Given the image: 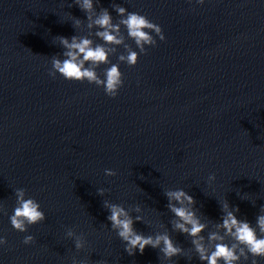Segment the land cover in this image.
Returning a JSON list of instances; mask_svg holds the SVG:
<instances>
[{
    "label": "water",
    "instance_id": "water-1",
    "mask_svg": "<svg viewBox=\"0 0 264 264\" xmlns=\"http://www.w3.org/2000/svg\"><path fill=\"white\" fill-rule=\"evenodd\" d=\"M113 2L160 25L165 39L145 46L135 66L118 61L124 48L116 46L96 68L103 78L119 64L124 83L109 97L86 80L49 75L51 56L63 51L57 36L90 31L72 0H0V264H71L73 255L88 264H206L191 238L171 229L168 189L194 197L205 238L225 201L252 226L264 214V0H100L115 22ZM95 31L90 38L102 43ZM16 188L46 217L26 232L9 220ZM103 200L139 205L135 229L167 230L184 251L164 260L146 246L129 256ZM67 228L84 233V249L75 250ZM25 235L34 241L22 243Z\"/></svg>",
    "mask_w": 264,
    "mask_h": 264
},
{
    "label": "clouds",
    "instance_id": "clouds-1",
    "mask_svg": "<svg viewBox=\"0 0 264 264\" xmlns=\"http://www.w3.org/2000/svg\"><path fill=\"white\" fill-rule=\"evenodd\" d=\"M202 4L204 0H195ZM75 4L86 16V27L89 29L87 35H72L70 38L57 36L63 51L51 56V68L49 75L55 77L61 75L66 80H76L103 87V91L109 97H115L123 86V73L118 63H111L110 67L104 69L103 78L97 73L96 68L101 64H109V55L117 52V47L122 45L124 53L118 55V61L125 62L129 66H135L140 54H146L145 46H156V37L161 41L165 39L162 28L157 23L149 20L145 15L135 11H128L119 3H112L111 8L116 12L118 19L114 22L113 16L108 8L100 6V0H72L69 8ZM73 28L81 27V19L75 18ZM121 26L126 29L127 37L134 41L136 48L125 42V35ZM95 28V37L102 43H95L90 37ZM155 34V36L153 35ZM126 53V54H125ZM63 57V58H61ZM106 176H115L116 170L104 169ZM215 179L214 174L208 177L209 182ZM98 195L106 191L103 188L96 190ZM16 204L9 216L13 229L19 232H26L27 226L39 223L46 219L45 213L41 210L39 202L31 196L26 198L24 188L14 190ZM167 198L166 208L173 214L170 220L171 229L191 238L190 242L201 262L206 264H236L243 257L248 259L249 254L253 257L251 264H257L255 257H264V214H258L255 219V226L246 219H239L236 213L238 206H230L225 201L220 205L221 217L214 225V229L208 232L207 238L201 235L207 227L201 222L196 214L194 197L183 188L168 189L164 191ZM102 206L107 209V221L110 228L115 231L118 238L124 244V251L134 255L137 251L143 254L146 246L158 249L164 260H171L172 257L180 255L184 249L174 243L168 231H158L154 234H144L134 227V221L142 222V216L133 217L132 212L141 213L139 205L129 206L127 209L119 203L108 200L102 201ZM264 211V205L260 206ZM65 236L71 238L77 252L84 249L86 239L84 233H79L74 228H67ZM230 238V243L225 239ZM34 241L32 235H25L22 243L30 244ZM7 244V239L0 236V246ZM71 264H88L87 259L71 257Z\"/></svg>",
    "mask_w": 264,
    "mask_h": 264
}]
</instances>
